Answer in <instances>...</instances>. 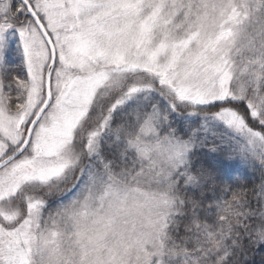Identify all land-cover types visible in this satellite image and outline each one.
<instances>
[{
	"label": "snow or ice",
	"instance_id": "obj_1",
	"mask_svg": "<svg viewBox=\"0 0 264 264\" xmlns=\"http://www.w3.org/2000/svg\"><path fill=\"white\" fill-rule=\"evenodd\" d=\"M0 264H264V0H0Z\"/></svg>",
	"mask_w": 264,
	"mask_h": 264
},
{
	"label": "trees",
	"instance_id": "obj_2",
	"mask_svg": "<svg viewBox=\"0 0 264 264\" xmlns=\"http://www.w3.org/2000/svg\"><path fill=\"white\" fill-rule=\"evenodd\" d=\"M256 259H257V261H259V259H260L259 255H257Z\"/></svg>",
	"mask_w": 264,
	"mask_h": 264
}]
</instances>
